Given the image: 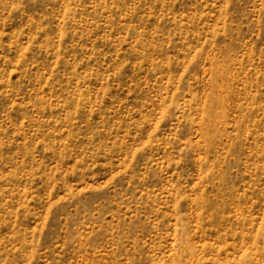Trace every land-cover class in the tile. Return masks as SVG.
<instances>
[{"label":"rangeland","instance_id":"obj_1","mask_svg":"<svg viewBox=\"0 0 264 264\" xmlns=\"http://www.w3.org/2000/svg\"><path fill=\"white\" fill-rule=\"evenodd\" d=\"M0 264H264V0H0Z\"/></svg>","mask_w":264,"mask_h":264}]
</instances>
